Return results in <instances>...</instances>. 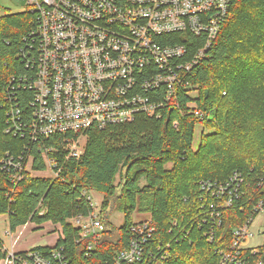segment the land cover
I'll list each match as a JSON object with an SVG mask.
<instances>
[{
	"label": "trees",
	"instance_id": "obj_1",
	"mask_svg": "<svg viewBox=\"0 0 264 264\" xmlns=\"http://www.w3.org/2000/svg\"><path fill=\"white\" fill-rule=\"evenodd\" d=\"M33 20L28 11L0 15V215L8 216L10 231L29 221H52L65 235L56 245H63L75 264H113L116 252L128 244V228L140 222L133 218L139 211L150 213L155 241L171 242L166 264H220L219 251L229 250L233 228L244 224L264 197V0H233L211 47L189 71L197 95L181 94L180 100L184 107L194 101L198 109H172L160 119L141 114L124 125L91 130L83 157L63 160L58 176L27 172L17 181L2 160L17 162L26 140L5 133V119L15 104L13 77L29 74L17 54ZM22 91L16 86L14 95L22 98ZM175 118L178 129L172 125ZM198 124L213 131L203 134L194 150ZM40 156L35 155L32 168L43 171L47 167ZM236 170L245 177V193L224 209L222 225L210 240L205 236L200 182H223ZM85 190L102 195V218L108 227L90 254L88 240L77 242L80 230L69 221L90 211L82 197ZM118 201L115 210L123 212L124 221L115 228L109 218ZM244 255L246 264H264V244ZM5 256L0 239V261Z\"/></svg>",
	"mask_w": 264,
	"mask_h": 264
},
{
	"label": "built area",
	"instance_id": "obj_2",
	"mask_svg": "<svg viewBox=\"0 0 264 264\" xmlns=\"http://www.w3.org/2000/svg\"><path fill=\"white\" fill-rule=\"evenodd\" d=\"M17 1L24 2L25 11L34 16L17 54L29 74L11 82L13 95L16 86L25 95L11 96L15 104L5 119V133L26 140L17 162L2 160L11 179L18 181L28 165L32 167L36 154L47 167L40 172L58 176L63 160L83 157L91 130L124 125L141 114L160 119L172 109L189 112V100L185 107L180 100L181 94L189 97L193 89L189 71L211 47L233 0ZM172 125L178 129L179 119ZM245 183L238 170L223 182H200L208 227L205 236L210 240L222 225L224 209L245 193ZM82 197L90 211L69 221L80 230L77 242L88 240L90 254L108 227L96 192L85 190ZM262 211L264 197L254 205L252 216L233 228L229 250L219 251L220 264H246L244 251L260 250L247 245V240L254 237L252 224ZM127 232L128 244L116 252L113 264H166L172 245L155 241L152 221L132 224ZM61 237H65L63 230ZM38 247L5 250V260L8 264H75L63 245Z\"/></svg>",
	"mask_w": 264,
	"mask_h": 264
},
{
	"label": "rangeland",
	"instance_id": "obj_3",
	"mask_svg": "<svg viewBox=\"0 0 264 264\" xmlns=\"http://www.w3.org/2000/svg\"><path fill=\"white\" fill-rule=\"evenodd\" d=\"M26 10V5L24 2L17 1V0H0V15L4 13H18V12H23ZM189 94L192 97H195L197 95V90L192 89L189 91ZM189 107L193 109H198L197 104L192 101L189 103ZM195 113L199 114L200 117H203V113H199L196 111ZM201 117V118H202ZM213 129L206 128L203 124H198L196 131H195V136H194V141H193V149L196 150L199 147V144L201 143V137L203 134L211 133ZM172 165L169 164V167ZM27 172L30 175H39V176H53L52 172H40L36 171L30 165H28ZM144 180L142 184H144ZM96 192V191H95ZM95 196V195H93ZM96 196L99 199V201H103V197L100 193L96 192ZM121 204V201L116 202V205L114 206V210L112 213H110V218L109 220L111 223H113L114 227L117 228L120 226L123 221H124V214L123 212L119 210H115L119 207ZM151 217L150 213H141L139 211L134 212L133 218L136 221H144V220H149ZM48 225L44 226L46 228L45 230V236L47 238V241L45 243H48L49 246H53L56 243V240L60 238L62 235V230L56 223H53L50 221ZM53 223V224H52ZM44 227H42L44 229ZM41 228V229H42ZM9 229V225L6 221V218L1 216L0 217V239L3 241L4 244L9 243L10 235L6 234V230ZM43 231V230H42ZM252 231L254 232V237L250 238L247 240V245L249 246H258L259 249L261 245L264 244V211H262L260 214H258L255 217V220L252 224ZM5 258V257H4ZM7 264V263H5Z\"/></svg>",
	"mask_w": 264,
	"mask_h": 264
},
{
	"label": "crops",
	"instance_id": "obj_4",
	"mask_svg": "<svg viewBox=\"0 0 264 264\" xmlns=\"http://www.w3.org/2000/svg\"><path fill=\"white\" fill-rule=\"evenodd\" d=\"M1 216L6 218V221L9 225L8 216L6 214L0 215V217ZM49 223L51 222L47 221L42 224H37L36 222L29 221L25 224H21L17 226L14 231H10V228H9L6 231L7 232L9 231L10 234L8 235H10V239H9L8 244H4L5 250L6 251H11V250L24 251L31 247H35V246H49L48 243H45L47 241V238L44 234L46 230L44 226L48 225ZM56 225H58L60 229L62 230V227L60 224H56ZM42 227H44V229ZM57 241L58 239L56 240V242ZM5 263H7V261L5 260V258H3L0 261V264H5Z\"/></svg>",
	"mask_w": 264,
	"mask_h": 264
}]
</instances>
